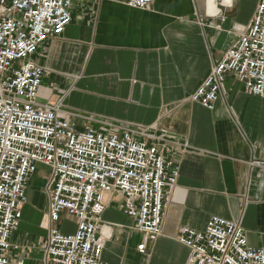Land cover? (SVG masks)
<instances>
[{"label": "crops", "instance_id": "1", "mask_svg": "<svg viewBox=\"0 0 264 264\" xmlns=\"http://www.w3.org/2000/svg\"><path fill=\"white\" fill-rule=\"evenodd\" d=\"M259 0H157L137 10L124 0H72V22L45 43L35 61L46 70L39 102L60 105L80 130L104 133L148 127L169 133L180 165L169 194L163 233L138 251L142 233L120 209L123 197L106 196L102 264H187L181 227L204 231L212 216L235 220L249 246L264 247V99L248 95L228 74L213 111L189 100L214 64L250 25ZM42 177V184L33 186ZM46 177V178H45ZM40 166L10 242L11 264H44L51 226L47 183ZM75 233L77 220L57 224Z\"/></svg>", "mask_w": 264, "mask_h": 264}, {"label": "built area", "instance_id": "2", "mask_svg": "<svg viewBox=\"0 0 264 264\" xmlns=\"http://www.w3.org/2000/svg\"><path fill=\"white\" fill-rule=\"evenodd\" d=\"M156 1L124 0L137 10ZM71 6L72 0H0V264H11V251L18 249L10 238L40 166L50 170L44 264H102L106 196L123 197L120 209L142 233L138 251L146 253L148 243L162 236L166 201L180 177V165L169 158L168 132L80 130L63 118L60 105L39 102L46 70L34 58L45 43L64 34L72 22ZM228 74L248 95L264 99V0L189 100L213 111ZM64 213L77 220L75 233L57 227ZM178 242L190 250L187 264H264V247H250L245 228L235 220L212 216L204 231L181 227Z\"/></svg>", "mask_w": 264, "mask_h": 264}, {"label": "rangeland", "instance_id": "3", "mask_svg": "<svg viewBox=\"0 0 264 264\" xmlns=\"http://www.w3.org/2000/svg\"><path fill=\"white\" fill-rule=\"evenodd\" d=\"M42 182H43L42 177H39L36 179V182L33 184V186L38 187L42 184Z\"/></svg>", "mask_w": 264, "mask_h": 264}]
</instances>
